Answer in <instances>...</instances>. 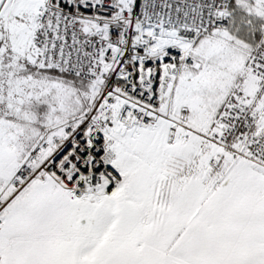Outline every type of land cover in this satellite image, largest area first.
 Here are the masks:
<instances>
[{"label":"snow or ice","instance_id":"obj_1","mask_svg":"<svg viewBox=\"0 0 264 264\" xmlns=\"http://www.w3.org/2000/svg\"><path fill=\"white\" fill-rule=\"evenodd\" d=\"M0 264H264V0H0Z\"/></svg>","mask_w":264,"mask_h":264}]
</instances>
